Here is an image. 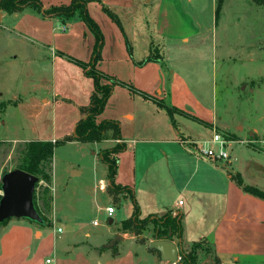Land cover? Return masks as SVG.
I'll return each instance as SVG.
<instances>
[{
    "label": "crops",
    "instance_id": "crops-1",
    "mask_svg": "<svg viewBox=\"0 0 264 264\" xmlns=\"http://www.w3.org/2000/svg\"><path fill=\"white\" fill-rule=\"evenodd\" d=\"M72 1L40 0L44 11L69 6ZM79 1L86 2L103 37L97 65L105 77L102 84L117 82L96 121L112 122L117 128H111L100 143L68 144L82 152L88 149L91 163L108 173L103 179L98 170L90 174L88 168L71 164L61 175V186L65 193L75 186L80 191L74 190L69 199L58 196V174L53 169L51 185L40 184L49 187L48 211L37 194L47 225L11 219L2 226L0 264H47V260L52 264H168L159 252L150 251L157 234L153 223L141 237L120 231L122 222L134 215L135 204L142 220L171 214L180 221L182 238H171L179 252L206 242L221 264H264V200L245 193L232 178L239 174L246 185L264 192V146L259 144L258 129L251 128L247 138H252V145H247L241 135L250 128H242V138L228 145L237 150L227 162L201 154L215 133L232 127L218 117L213 94H204L205 82L195 68L223 57L230 42L226 40L218 49L213 41L214 24L200 23L185 0ZM186 2L192 7L195 1ZM212 12L216 20V0ZM4 20L27 53V80L12 101L28 125L29 137L13 142H62L74 135L95 92L94 79L86 75L83 65L92 61L96 37L78 15L70 20L44 18L28 9L4 13ZM258 31L252 33L249 44L252 60L256 39L264 37ZM34 51L39 55L33 56ZM151 55L157 60L147 61ZM143 94L185 115L176 114L172 122L166 110ZM106 142L110 146L105 147ZM118 144L125 146L116 156L115 185L119 190L101 191L100 183L110 184L109 167L101 154ZM111 206L115 213L109 217L105 210ZM95 210L110 225L118 216L119 227L106 234L96 232L101 227L98 219L88 222L83 217ZM116 236L124 241L117 242L114 249L107 248Z\"/></svg>",
    "mask_w": 264,
    "mask_h": 264
},
{
    "label": "rangeland",
    "instance_id": "rangeland-1",
    "mask_svg": "<svg viewBox=\"0 0 264 264\" xmlns=\"http://www.w3.org/2000/svg\"><path fill=\"white\" fill-rule=\"evenodd\" d=\"M194 1V5L190 7L185 0L186 6L191 9L200 23L214 24V45L219 49L226 40L231 44L224 49L223 57H215L214 64L209 59L206 64L195 68V74L200 75L205 82L204 88L207 93L204 94L209 97L213 94L218 117L232 127L228 131H219V134L230 142L238 141V138L245 136L244 143L252 145L250 144L252 138L248 139L247 135L252 132L251 128L255 127L261 136V139H258L259 144L264 146V37L261 36L255 41L256 50L253 60L250 59L251 50L249 49L253 39L252 33L256 30L260 33L264 32V6L256 4L254 0H225L224 12L216 22L215 11L212 12L213 0ZM3 19L4 12L0 11V182L4 173L18 170L24 162L25 143L13 141L29 137L28 125L17 113L12 101L13 96L20 92L27 80L25 76L27 53L23 47L24 43L6 29L9 24L5 20L3 22ZM29 47L31 48V43ZM34 55L38 56L39 51H34ZM194 83L191 77V84L194 85ZM244 126L250 130L241 135ZM104 146L108 147L110 143L106 142ZM234 146H227L231 158L237 150V147L233 148ZM88 154V149L82 152L68 143L55 148L52 167L55 171L53 169L52 171L58 174L56 190L58 196L72 199L74 190L79 194L80 190L76 189L78 186L71 184L75 186L74 189L69 187L66 193L61 186V175L69 169L71 164L76 165L74 168H77V165L83 169L88 168L91 171L90 174L98 170L99 177L105 179L108 170L100 165L92 164V157ZM71 175L72 173L69 174ZM45 185L44 183L39 185L36 190V196L40 195V203L46 189ZM102 200L106 205V200L103 198H100V203L102 204ZM83 217H86L88 222L98 219L101 227L95 230L100 234H106L108 229L115 231L119 227L118 216L112 225L106 217L96 214V210ZM201 243L203 247L198 250V264H204L206 260H210L213 264L212 249L208 243Z\"/></svg>",
    "mask_w": 264,
    "mask_h": 264
},
{
    "label": "trees",
    "instance_id": "trees-1",
    "mask_svg": "<svg viewBox=\"0 0 264 264\" xmlns=\"http://www.w3.org/2000/svg\"><path fill=\"white\" fill-rule=\"evenodd\" d=\"M256 4L264 6V0H254ZM225 0H216V21L219 20L221 12L223 10ZM32 10L33 12L40 14L42 17L61 18L63 20H70L78 15L83 20L90 30L94 33L97 44L93 54V58L90 64L83 65L86 70V75L94 79L95 92L91 98V104L89 108L84 110L85 117L78 123L73 136L66 138L64 141L59 142H40L32 141L25 143L24 162L18 170H22L31 175H34L44 181L48 186L52 183V164L55 153V148L61 144L77 141L81 143H100L106 139V134L111 128L116 130V124L112 122L97 123V117L103 112L104 107L112 95L114 86L117 85L116 81H112L110 85H103L102 80L105 78L97 69V65L101 60V49L103 46V37L97 24L90 18L86 9V2L75 0L69 6L54 7L49 10H43V6L40 0H0V11L13 15L15 13H21L25 10ZM157 57L151 55L147 61H156ZM160 59V58H159ZM108 79V78H107ZM146 99H152L144 95ZM158 104L159 107L166 110L172 122L176 114L185 115L178 109L168 105L164 101H158L152 99ZM116 134V133H115ZM123 144H118L115 148L102 152V160L109 167V185L107 189L110 192H118L119 188L115 185L116 175V156L124 150ZM8 173V172H6ZM4 173V174H6ZM233 180L237 185L245 192L257 198L264 200V192L257 188L248 186L244 183L239 174L232 175ZM38 188V187H37ZM1 191V183H0ZM1 199V195H0ZM42 205L46 211L50 209L51 195L49 188L44 189V195L41 198ZM35 206L38 213L42 216L47 225L48 220L43 215L42 211L37 205V196L35 194ZM140 211L135 204V212L132 218L122 222L120 231L122 233H132L141 237L144 232L147 231L150 224H154L155 232H158V237L163 238L168 236L170 232L172 236L177 235L179 239L182 238L181 223L177 218H173L171 214H167L161 218L148 217L146 219H140ZM10 220L4 222L2 226L8 223ZM163 228V229H162ZM205 243V242H204ZM203 247L202 243L194 244L190 252L185 250L180 251L179 264H198V250ZM115 246L113 247V249ZM155 251V250H150ZM214 264H221L220 259L217 256H213Z\"/></svg>",
    "mask_w": 264,
    "mask_h": 264
},
{
    "label": "water",
    "instance_id": "water-1",
    "mask_svg": "<svg viewBox=\"0 0 264 264\" xmlns=\"http://www.w3.org/2000/svg\"><path fill=\"white\" fill-rule=\"evenodd\" d=\"M0 226L11 219L27 220L39 226H45V221L35 206V194L41 184L38 177L22 170L3 174L1 178ZM172 233L163 238L158 237L149 246L151 250L160 253L162 261L177 264L180 260L179 249L171 240ZM124 241L122 236L116 238L107 246L112 248L117 242Z\"/></svg>",
    "mask_w": 264,
    "mask_h": 264
},
{
    "label": "built area",
    "instance_id": "built-area-1",
    "mask_svg": "<svg viewBox=\"0 0 264 264\" xmlns=\"http://www.w3.org/2000/svg\"><path fill=\"white\" fill-rule=\"evenodd\" d=\"M229 144L230 141L225 140V138L221 134L215 133L211 141H208L204 144V147L201 150V154L216 162H227L230 160V154L227 151V146ZM99 188L101 191H105L107 189V184L100 183ZM105 211L109 217L113 216L115 213V209L112 206L106 208ZM94 225L98 226V222H94ZM58 232L61 233L62 230L59 229ZM47 264H52V261L47 260Z\"/></svg>",
    "mask_w": 264,
    "mask_h": 264
}]
</instances>
